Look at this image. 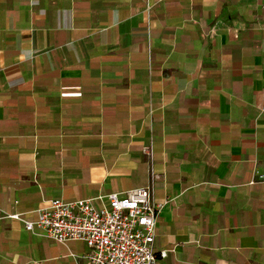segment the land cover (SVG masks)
Returning <instances> with one entry per match:
<instances>
[{
    "label": "crops",
    "instance_id": "obj_1",
    "mask_svg": "<svg viewBox=\"0 0 264 264\" xmlns=\"http://www.w3.org/2000/svg\"><path fill=\"white\" fill-rule=\"evenodd\" d=\"M256 172L264 0H0V264H86L25 221L149 185L155 264H264Z\"/></svg>",
    "mask_w": 264,
    "mask_h": 264
},
{
    "label": "built area",
    "instance_id": "obj_2",
    "mask_svg": "<svg viewBox=\"0 0 264 264\" xmlns=\"http://www.w3.org/2000/svg\"><path fill=\"white\" fill-rule=\"evenodd\" d=\"M144 150L150 153L148 147ZM255 177L264 180V174L256 172ZM107 197L108 203L99 208L83 198L46 200L38 209L37 220L25 221V227H37L61 244L85 242L89 248L86 264H155L158 255L152 245L156 220L167 200L154 201L150 185Z\"/></svg>",
    "mask_w": 264,
    "mask_h": 264
},
{
    "label": "rangeland",
    "instance_id": "obj_3",
    "mask_svg": "<svg viewBox=\"0 0 264 264\" xmlns=\"http://www.w3.org/2000/svg\"><path fill=\"white\" fill-rule=\"evenodd\" d=\"M98 208V207H97Z\"/></svg>",
    "mask_w": 264,
    "mask_h": 264
}]
</instances>
